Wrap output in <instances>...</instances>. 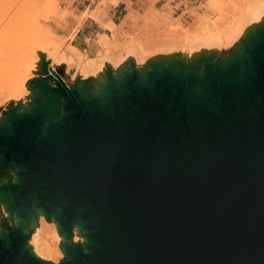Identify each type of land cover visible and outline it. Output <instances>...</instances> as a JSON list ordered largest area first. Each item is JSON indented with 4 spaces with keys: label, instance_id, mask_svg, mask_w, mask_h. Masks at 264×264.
Segmentation results:
<instances>
[{
    "label": "water",
    "instance_id": "obj_1",
    "mask_svg": "<svg viewBox=\"0 0 264 264\" xmlns=\"http://www.w3.org/2000/svg\"><path fill=\"white\" fill-rule=\"evenodd\" d=\"M36 52L27 102L0 106V264H264V24L91 85Z\"/></svg>",
    "mask_w": 264,
    "mask_h": 264
},
{
    "label": "rangeland",
    "instance_id": "obj_2",
    "mask_svg": "<svg viewBox=\"0 0 264 264\" xmlns=\"http://www.w3.org/2000/svg\"><path fill=\"white\" fill-rule=\"evenodd\" d=\"M220 1L225 6V10L221 14L209 7L207 10L210 12L209 16L205 14L210 21L216 22L219 26L216 32L210 21L204 20L196 27L194 26L193 29L185 30L182 35L179 32V37L174 42L164 44L163 47L168 46L171 54H178L186 47V42L194 40L196 37H204L210 40L227 33L230 25L238 17V11L234 9V3L237 0ZM255 4L262 5L264 0H256ZM105 5L106 0H0V74L8 76L11 83L15 85L13 88H8V79L0 76V106L5 105L7 100L11 99L16 88L17 101L25 100L27 102L29 96L28 81L35 73V68L41 65L36 50L45 53L49 67L62 63L65 67H74L76 69L75 74L78 70V63L81 67L91 65L104 71L109 68L119 69L123 66V59L126 54L132 55V63L144 64L146 55L151 51H145L142 42L139 40L130 39L124 42L116 39L113 25H110L108 30L109 24H99L98 30L102 29V31L111 34H103L101 37L97 34L100 49L95 57H89L86 52L81 53L75 47L74 51L70 50L71 38L68 40L61 39L52 32L50 26L52 23L68 22L76 14H82L80 24L83 19H87V23H90L91 19L96 20L92 10L100 9L102 11ZM239 19L240 22L237 20L234 26L230 45L238 40V31L245 25V19L242 17ZM80 24L77 28L72 27L74 32ZM206 47L210 51V41L207 42ZM152 51L154 52V50ZM86 84H92L90 78L86 79ZM6 214V211L0 206V219ZM51 228L52 230L54 228L52 224L45 223L40 218L39 224L36 221L31 232L40 241L45 242L46 234L44 231L46 233L51 232ZM53 247L55 257L58 258L60 251L57 243Z\"/></svg>",
    "mask_w": 264,
    "mask_h": 264
},
{
    "label": "crops",
    "instance_id": "obj_3",
    "mask_svg": "<svg viewBox=\"0 0 264 264\" xmlns=\"http://www.w3.org/2000/svg\"><path fill=\"white\" fill-rule=\"evenodd\" d=\"M208 7L211 9L209 0H106L102 11H92L98 22L115 27L116 39L124 42L139 40L145 51L150 52L160 51L164 44L174 42L179 32L182 35L185 30L196 27L197 20L210 21L205 16H209ZM81 15L76 14L68 22H54L50 26L59 38H71L70 44L79 52L95 57L100 49L96 34L111 33L98 30L100 25L92 20L87 23V19H83L80 24ZM79 24L74 32L72 27L77 28Z\"/></svg>",
    "mask_w": 264,
    "mask_h": 264
},
{
    "label": "bare ground",
    "instance_id": "obj_4",
    "mask_svg": "<svg viewBox=\"0 0 264 264\" xmlns=\"http://www.w3.org/2000/svg\"><path fill=\"white\" fill-rule=\"evenodd\" d=\"M256 0H237L234 3V9L238 11V17L233 21V23L230 25V28L227 30V33L223 34V36L215 37L214 39H206L204 37H196L194 40H190L189 42H186V47L178 54H173L175 56H186V57H193L196 56L199 53H211L214 51H220V50H225L229 51V49L234 46L235 44H238L240 40H242L244 37L247 36L251 31L255 30L258 27H261L264 24V4H255ZM209 4L212 10L217 11L218 13L221 14L223 10H225V6L221 4L220 0H209ZM222 16V15H221ZM240 17L245 19V25L238 31L239 38L234 42L232 45L231 40H232V34L234 31V26L237 22L239 21ZM93 23H98L101 24L100 22L96 21L95 19H91ZM201 21L204 22V20H197V23L195 25H198L202 23ZM218 21V20H216ZM220 21V20H219ZM240 22V21H239ZM220 23V22H219ZM225 23V21H223ZM210 24H212V28L215 30V32L219 29V26L216 24L214 21H210ZM244 24V23H243ZM110 25L107 27L109 30ZM237 26V25H236ZM97 35V34H96ZM103 35V33H102ZM101 37V34H100ZM236 38V37H235ZM234 39V38H233ZM210 41V51L207 49L206 44L207 42ZM70 50L74 51L75 48L74 46L69 47ZM157 54H165L170 55V49L168 46H165L160 49V51L154 50L151 51L147 57L145 58L144 62L146 63L148 59L153 58L154 56H157ZM133 64L132 63V55L131 54H126L123 59V66H127ZM78 65V70L77 73L75 74V78L78 79V81L85 83V80L87 78H90L92 81V84H94L97 80L101 79V77L105 74L106 71L96 68L95 66H87V67H81L80 63ZM40 66H37L35 68V72H37L40 68ZM120 67V68H122ZM49 68H52L55 71H62L64 73L63 75V80L65 82H68V79L70 78L67 74V71L69 70V66L65 67L63 66L62 63H57L56 65H52ZM2 78H7L9 81L8 88H13L15 85L11 83V80L9 79L8 76L6 75H1ZM86 84V83H85ZM17 88L14 89L11 99H14L17 101V96H16ZM21 103H25V100H21ZM40 220V219H39ZM38 220V224H39ZM36 221L32 224L34 226ZM32 228V227H31ZM32 230V229H31ZM46 234V240L40 241L36 235H33L31 232V237L29 243L31 244V247L33 251L35 252L36 255L39 257L46 259V260H51L56 262L57 258L55 257V250L53 245H55L59 239L60 236L56 231V228L54 227L53 230L51 228V232L44 231ZM53 244V245H52Z\"/></svg>",
    "mask_w": 264,
    "mask_h": 264
}]
</instances>
